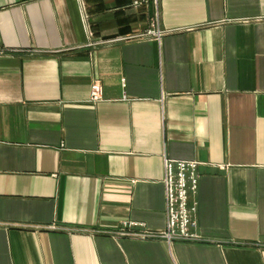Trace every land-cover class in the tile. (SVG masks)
Instances as JSON below:
<instances>
[{"label":"crops","instance_id":"crops-1","mask_svg":"<svg viewBox=\"0 0 264 264\" xmlns=\"http://www.w3.org/2000/svg\"><path fill=\"white\" fill-rule=\"evenodd\" d=\"M134 1L0 0V264H264V0ZM164 157L198 242L118 233L164 227Z\"/></svg>","mask_w":264,"mask_h":264},{"label":"built area","instance_id":"built-area-1","mask_svg":"<svg viewBox=\"0 0 264 264\" xmlns=\"http://www.w3.org/2000/svg\"><path fill=\"white\" fill-rule=\"evenodd\" d=\"M139 3L138 0L134 1L135 5ZM155 25L156 21H152L151 26L141 33L119 36L113 40L160 39L166 31L158 29ZM101 96V84L98 81L92 82L89 89V100L95 103L101 100ZM199 164L200 162L196 160H175L164 157L162 179L165 198L164 227L156 231L146 228L141 222L124 221L123 228L118 233L134 238L163 239L168 243L200 241L201 235L196 231L197 221L195 218L199 180L197 166ZM135 227L139 228L135 229Z\"/></svg>","mask_w":264,"mask_h":264}]
</instances>
